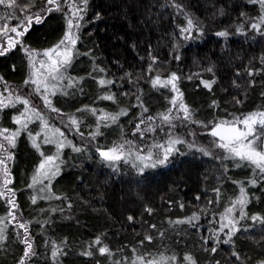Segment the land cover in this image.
<instances>
[{
	"label": "trees",
	"instance_id": "trees-1",
	"mask_svg": "<svg viewBox=\"0 0 264 264\" xmlns=\"http://www.w3.org/2000/svg\"><path fill=\"white\" fill-rule=\"evenodd\" d=\"M59 3L60 10H55L47 0H15V14H22L17 24L26 14L33 22L21 26L28 31L20 43L0 55V79L12 98L37 102L33 110L27 106V112L17 101L14 107L0 105V129L19 130L7 167L12 182L3 186L5 195L0 196V264H262L264 173L247 161L237 167L219 161L208 133L216 122L264 112V3L78 0L82 19L73 59L59 79H48L51 104L46 106L43 96H34L25 81L29 51L52 48L67 31L69 4ZM47 7L54 10L41 11ZM36 14L43 17L39 24ZM189 20L192 27L185 31ZM7 26L12 28L9 22ZM3 34L0 51L9 47L7 40L13 36L11 31ZM172 73L179 77L177 91L171 85H153L155 77L163 81ZM101 79L112 83L100 85ZM109 95L112 100L103 99ZM180 103L189 109L187 121L178 118L183 115L178 113ZM121 110L126 114L115 122L98 119ZM168 113L171 124L162 123ZM14 117H21L27 127L16 124ZM137 124L140 130L148 128L143 136ZM256 133L262 139L264 126L258 124ZM170 139L183 141L174 145L178 151L165 165L140 174L136 155L151 151L153 159L163 158ZM122 143L126 158L109 163L99 156L97 149ZM48 156L55 158L59 171L33 184ZM241 188L247 203L228 217L238 230L231 232L230 225L220 231L227 223L222 217L237 204ZM194 214L199 218L192 220ZM148 236L151 240L145 239ZM25 239L32 244L28 256ZM100 247L109 252L101 255ZM188 256L192 261L185 259Z\"/></svg>",
	"mask_w": 264,
	"mask_h": 264
},
{
	"label": "snow or ice",
	"instance_id": "snow-or-ice-1",
	"mask_svg": "<svg viewBox=\"0 0 264 264\" xmlns=\"http://www.w3.org/2000/svg\"><path fill=\"white\" fill-rule=\"evenodd\" d=\"M9 2V6H11L12 4L15 3V0H8ZM67 2V0H66ZM87 0H84V3H86ZM6 3V0H0V5H3ZM47 3L49 5H54L55 6V10H60V3L59 0H47ZM261 3H264V0H261ZM54 10V8L52 7H47L45 9H42V12L45 13H51ZM73 17H75L77 19L76 24L74 25L73 23V19H68L67 21V31L65 32L63 38L60 40V42L53 46L50 49H47L44 51L43 55L45 57H47V62L45 60H41L40 61V67L41 68H46L47 72H48V76L51 77V79L56 80L58 78H60V73L61 70L63 68H65L67 65H69L73 59V49L77 44L78 41V37L76 36V33L73 31V28H78L79 27V20L82 19V17L80 16V9H76L75 11H73L72 13ZM0 19H3L2 17H0ZM9 19H11V17H9ZM42 15L40 14H36L35 15V23L39 24L42 22ZM33 22V17L29 16L27 17V24L28 26H31ZM24 24V21H20L16 27H12L11 29H8L7 23H5L4 28L0 29V32H4L5 34L8 31H11L12 33H16L17 37H22L25 35V33L28 31V27H25L23 31H18V28ZM192 27V21L189 20L188 21V29H185V31H189ZM251 27L253 29H259L260 25L259 24H252ZM217 35L219 36H226L227 33L226 32H219L217 33ZM18 43H20L19 39L13 40L11 37H9L8 39V44L9 47L8 48H3L2 51H0V55H3L4 53H6L7 51H9L10 48H14ZM63 46V47H62ZM27 51V49H26ZM34 52V50L29 52V58L30 60L33 59V55L32 53ZM177 59H179V57H176ZM33 72H32V79L31 81L26 80L25 84L27 85L28 83H32L37 85L36 91L39 92L40 87L42 86L45 89V92H47L48 90V85L45 84L43 81L48 79V76H44L43 79H41L42 73H40L39 69L35 68V64L33 63ZM208 71H212L211 68L208 69ZM249 75H251L252 73L249 72ZM179 79V77L176 76L175 73H172L170 75V77L167 80H161V78L159 76L155 77V79H153L152 83L154 86L156 85H162V86H167V85H171V88L174 91H177V86H176V81ZM214 82V81H213ZM71 81L69 82V85L71 86ZM112 83V81H106L101 79L99 81L100 85H105V84H109ZM202 83L205 85V87L210 88L211 87V83H209L208 81H202ZM55 87V86H53ZM53 95L55 94V92L52 93ZM11 95V94H10ZM44 99V103L46 106H49L51 104V101L48 99L47 95H45L43 97ZM103 99H107V100H112L113 97L111 95L103 97ZM176 99L177 97H173V106H175L176 104ZM16 101L19 103H22L25 105V112H27V106L29 104V101L27 99H22L20 96L16 97ZM9 105H4V107H8ZM11 106H15L14 104ZM53 111H57L56 109H53ZM93 112H95V110H92ZM145 111H147L145 109ZM171 111V110H170ZM182 112V116H178L179 119L183 120V121H187L190 119V113H189V109L187 107V105H185L184 103H180L179 104V109H178V113ZM126 114L123 110H121V112L117 115H111V114H102L101 117H99L98 119H103L105 121L107 120H111L112 122H115L118 119L119 115H124ZM22 116L24 115V113L21 114ZM37 115H39L37 113ZM259 118V119H258ZM149 120H151L152 118L149 117ZM163 120L165 122H168L169 124H171V116L170 115H164L163 116ZM14 122L18 125H22V127L26 128L27 127V123H23L21 120V117H14ZM73 124H76L77 121L75 119H73L71 121ZM141 124L144 123V121L140 122ZM259 124L261 126H264V112H259V113H250L248 116L244 117L243 119H239L236 121H219L216 122L214 124V126H212L210 128L209 131V135L213 138H218V142L216 140H214V143L216 144V146L220 149H223L227 155L228 158H239L240 160H244L247 162H250L251 164L255 165V167L257 169L260 170L261 173H264V139H261L260 135H257L255 137H253V132H254V125ZM238 125H243L244 127L241 128ZM149 130H154V129H149ZM136 131H140V124H137L136 126ZM8 132L7 129H3L2 131H0V136H3V139L5 141H7V144L11 147H15V139L16 137L19 135V130H17L16 132L11 133L10 135H4V133ZM141 136H143V133H140ZM61 135H63L61 133ZM250 137H253L252 139H249ZM46 142H51L46 140ZM127 143V142H126ZM178 143H183V141L179 140V139H170L168 146L166 148H164L163 151V158H160L159 155H157V157L155 159H153V153L151 151H149L146 155H136L135 159L139 161V164L136 165L138 168V171L140 174H143L145 172V169L151 167V168H155L157 166H163L165 165L168 160L169 157L171 156V154L174 151H178L174 148L175 144ZM33 146L34 147H39V145H37L35 143V140H33ZM60 148H63L64 145L61 143L59 145ZM157 147H163L162 145H158ZM258 148L260 150H258ZM0 150H5V145L3 143H0ZM76 151H79V149H75ZM99 156L101 157L102 160L107 161L109 163L114 162V161H119L121 159L126 158V153H125V144L122 143L116 147H112L109 148L107 150H101V149H97ZM203 151V150H202ZM7 160H11L12 156L9 154L6 157ZM6 159L5 158H0V166H3L4 168V186L5 188H7V185L10 184L12 181L8 178L10 173L7 169V165H6ZM54 160L55 158L53 156H48L45 158V162H41V164L39 165V168L37 169V175L33 177V184L36 183H42V179L41 178H51L53 176H55L57 174V172L59 171L58 166L54 165ZM43 191V189H41ZM8 191L10 192L11 189H8ZM241 195L240 198L238 199V201L236 203H238L241 208H243V206L247 203V196L244 194V189L241 188ZM5 193L4 192H0V196H4ZM32 202L35 203L36 199L35 197H33ZM8 204L12 207L15 208V202L11 199L8 200ZM147 211L151 212V209H147ZM233 212V208H228L226 210V215L224 217H222V219H227V223L224 224L222 223L220 226V231H223L225 228H228L230 225L231 227V232H235L238 229L235 228V222L232 219H228V217L231 215V213ZM9 215L12 216L13 219H15V214L13 212H9ZM241 218H243L244 213L243 211H241L240 213ZM199 217H197L195 214L193 215V217L191 218L192 220H196ZM128 219L131 221L133 218L131 216L128 217ZM258 217L257 216H253L252 220H257ZM19 227L21 229H24L25 232H27V227L24 223H20ZM154 227V226H153ZM0 239H3V232L2 230H0ZM145 239L147 240H151V237L148 236ZM99 238H97L96 243H99ZM227 242V241H225ZM24 243L26 244V250L24 252L25 256H28L31 252L32 249V244L28 241V239L24 240ZM213 252L216 251L215 248L211 249ZM99 253L101 255L109 252V249L106 247H100L99 248ZM91 252H86L85 255H91ZM57 252L54 250L53 251V256H56ZM140 260H144L143 257L139 258ZM166 258L161 257V260H165ZM174 259V257H173ZM186 260L192 261V258L190 256L185 257ZM20 264H24L23 260L20 261ZM135 264V262H134ZM145 264H158L157 261H153V260H147L145 262ZM192 264H195L194 261H192ZM262 264H264V262H262Z\"/></svg>",
	"mask_w": 264,
	"mask_h": 264
},
{
	"label": "rangeland",
	"instance_id": "rangeland-1",
	"mask_svg": "<svg viewBox=\"0 0 264 264\" xmlns=\"http://www.w3.org/2000/svg\"><path fill=\"white\" fill-rule=\"evenodd\" d=\"M67 3L69 4L68 5V7H69V10H70V18L71 19H73V23H74V25L76 24V22H77V19L75 18V17H73V15H72V13H73V11H75L76 9H80V7L77 5L78 4V0H67ZM19 8V6L18 5H16L15 3L14 4H12L11 6H9V2H8V0H6V3L5 4H3V5H0V17H2L3 19H0V26H4L5 24H3V23H7V22H9L10 24H11V26L13 27V26H17L16 24H17V21H18V19H20V17H22V14H18V15H16L15 14V10H17ZM20 10V9H19ZM81 10V9H80ZM29 16H31V15H28V14H26V15H24L23 16V18L20 20V21H24V24L23 25H21V26H24V25H28L27 24V17H29ZM81 16V15H80ZM9 17H11V19H9ZM31 17H33V16H31ZM264 18V17H263ZM19 27L18 28V31H23V30H21V28L22 27ZM23 29H24V27H23ZM186 29H188V23H187V27H186ZM73 31L75 32V33H77V31H76V28L74 27L73 28ZM190 31V30H189ZM4 33V32H3ZM0 34V38L2 37V36H4V34ZM13 34V36L11 37L13 40H16V39H19V40H21L20 39V37H17L16 36V33H12ZM77 36V35H76ZM1 41H6V40H1ZM7 43H8V40H7ZM63 47V46H62ZM44 51L45 50H39V51H34L33 53H32V55H33V59L32 60H30V58H29V70H30V73H29V81H31V79H32V72H33V63L35 64V68L36 69H39L40 70V73H42V76H41V79H43V77L44 76H48V72H47V69L46 68H41L40 67V61L41 60H45L46 62H47V57H45L44 55H43V53H44ZM30 52V51H29ZM50 78V76H48V79ZM44 80L43 82L45 83V84H47V82H49V80ZM59 79V78H58ZM3 81H1V79H0V105L1 106H3V105H12L14 102H16V99H13L12 98V94H11V90H9L3 83H2ZM27 88H28V90L29 89H31V90H33L31 93L34 95V96H38V94H40L41 95V97L43 96H45L46 95V92H45V89L41 86L40 87V90H39V92H37L36 91V88H37V85H35V84H32L31 82L30 83H28L27 84ZM49 90V89H48ZM48 90H47V92H48ZM11 94V95H10ZM42 97V98H43ZM40 99V98H39ZM43 100V99H42ZM35 103L37 104V102L36 101H34V102H32V103H29L28 104V108L29 109H31V110H33V104L35 105ZM44 108H45V106H43ZM41 108H42V106H41ZM42 111H43V113H46V110L45 109H42ZM166 115H170V113H168V114H166ZM164 116V115H163ZM171 116V115H170ZM171 118H173L172 116H171ZM161 120V122L162 123H165V121L163 120V118L162 119H160ZM173 119H171V121H172ZM43 121V120H42ZM168 123V122H167ZM143 124H146V121L143 123ZM173 126H174V124H172L171 125V127L173 128ZM239 126V125H238ZM242 126V125H241ZM242 127H244V126H242ZM254 127V132L256 131V129H257V127H258V124L257 125H254L253 126ZM147 127H145V129H142V130H140V132H142L143 130H144V132H146L147 131ZM201 129V128H200ZM3 130V129H2ZM1 129H0V131H2ZM254 132H253V137H255V136H257V133L256 134H254ZM12 132L11 131H8V132H6V133H4V135H10ZM253 137H250L249 139H252ZM209 140H213V141H211V143H209V144H212V147H211V149L212 150H218V153H217V159L220 161L221 160V158H223V160H225L227 163H229V161H230V164H232V165H234L233 167H237V166H240L242 163H245L244 162V160H240L239 158H235V159H232V158H228V155H227V153L223 150V149H220V148H218L217 146H216V144L214 143V140H216L217 142H218V140L217 139H215V138H211L210 137V139ZM199 142H201V141H199ZM0 143H3L4 145H5V149H6V151L5 150H0V158H5L6 159V157L10 154V147L11 146H9L8 144H7V141H5L4 139H3V136H0ZM116 147V146H115ZM104 150H107V149H104ZM258 150H260L259 148H258ZM164 151V150H163ZM163 153V152H162ZM227 160H229V161H227ZM10 164V160H7L6 159V165H7V167H8V165ZM242 166V165H241ZM4 168H3V166H0V192H2V188H3V186H4ZM237 209V210H236ZM241 209V206L237 203V204H235V206H233V211L235 210V211H238V210H240Z\"/></svg>",
	"mask_w": 264,
	"mask_h": 264
},
{
	"label": "water",
	"instance_id": "water-1",
	"mask_svg": "<svg viewBox=\"0 0 264 264\" xmlns=\"http://www.w3.org/2000/svg\"><path fill=\"white\" fill-rule=\"evenodd\" d=\"M262 139H264V134H263V136H262Z\"/></svg>",
	"mask_w": 264,
	"mask_h": 264
}]
</instances>
